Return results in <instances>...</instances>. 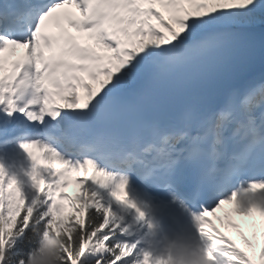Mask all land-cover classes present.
<instances>
[{
    "label": "snow or ice",
    "instance_id": "1",
    "mask_svg": "<svg viewBox=\"0 0 264 264\" xmlns=\"http://www.w3.org/2000/svg\"><path fill=\"white\" fill-rule=\"evenodd\" d=\"M226 205L264 240V0H0V264H256Z\"/></svg>",
    "mask_w": 264,
    "mask_h": 264
},
{
    "label": "rangeland",
    "instance_id": "2",
    "mask_svg": "<svg viewBox=\"0 0 264 264\" xmlns=\"http://www.w3.org/2000/svg\"><path fill=\"white\" fill-rule=\"evenodd\" d=\"M3 162L5 163V166L9 169V171H10V168H9V165H10V161L8 160V159H6V161L3 159ZM78 186V185H77ZM77 186H71V187H69L68 188V194L69 195H72V196H75L78 192H79V187H77ZM64 203H65V211H64V214H67V215H69V214H71V212H72V208H71V204H70V201H64ZM223 212H224V210H222L220 213L221 214H223ZM225 217V221H226V219L228 218V217H231V219H233L232 218V216H231V212L230 211H227V213H226V215L224 216ZM244 219V218H243ZM234 220H235V222H236V226L235 227H233L232 228V232H233V234H235L236 235V233H238L239 232V230L242 228L243 230L245 229V226H244V223H243V221H240V217L238 216V217H236V218H234ZM237 236V235H236ZM260 250H261V245H260V243H258V242H256V243H251V248H250V251L252 252V253H254L255 255H259V253H260Z\"/></svg>",
    "mask_w": 264,
    "mask_h": 264
},
{
    "label": "clouds",
    "instance_id": "3",
    "mask_svg": "<svg viewBox=\"0 0 264 264\" xmlns=\"http://www.w3.org/2000/svg\"><path fill=\"white\" fill-rule=\"evenodd\" d=\"M59 246L58 241H53V248H57ZM193 255H198L197 250H190V257H193ZM43 264H48L47 261L43 262ZM52 264H55V261L52 262Z\"/></svg>",
    "mask_w": 264,
    "mask_h": 264
},
{
    "label": "bare ground",
    "instance_id": "4",
    "mask_svg": "<svg viewBox=\"0 0 264 264\" xmlns=\"http://www.w3.org/2000/svg\"><path fill=\"white\" fill-rule=\"evenodd\" d=\"M233 208V206H231V209ZM238 217L236 214L232 213V218H236Z\"/></svg>",
    "mask_w": 264,
    "mask_h": 264
}]
</instances>
